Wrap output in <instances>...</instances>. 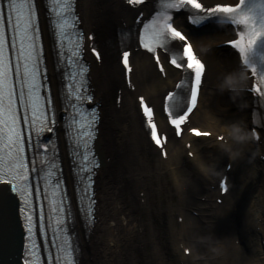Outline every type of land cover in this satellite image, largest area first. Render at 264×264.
I'll return each instance as SVG.
<instances>
[{
  "label": "bare ground",
  "instance_id": "bare-ground-1",
  "mask_svg": "<svg viewBox=\"0 0 264 264\" xmlns=\"http://www.w3.org/2000/svg\"><path fill=\"white\" fill-rule=\"evenodd\" d=\"M149 1L142 8L145 14L150 12ZM78 10L80 27L94 33L102 51L100 65L91 64L90 69L102 115L97 148L105 161L96 181L98 220L87 228L77 217L73 222L79 264H264L260 245L264 240V161L259 160L264 155V130L261 143H254L252 102L241 92L245 74L236 58L223 49L214 51L227 35L191 36L208 63L205 86L192 115L197 127L215 136L223 134L226 143L184 137L180 145L169 139L167 158L162 160L146 139L132 96H145L159 114L162 96L178 73L168 70L162 79L150 58L135 53L131 73L135 91L131 94L114 57L121 24H132L135 12L111 0H79ZM176 20L183 27L182 20ZM47 56L51 63L53 55L48 52ZM48 76L57 92L56 71L50 69ZM228 94L232 97L227 99ZM158 121L163 124L159 117ZM188 141L192 159L185 156L183 143ZM229 161L232 188L222 205L216 206L212 203L216 191L211 187ZM232 236L241 239L242 249L234 247ZM178 244L190 247L189 257L178 252Z\"/></svg>",
  "mask_w": 264,
  "mask_h": 264
},
{
  "label": "snow or ice",
  "instance_id": "snow-or-ice-1",
  "mask_svg": "<svg viewBox=\"0 0 264 264\" xmlns=\"http://www.w3.org/2000/svg\"><path fill=\"white\" fill-rule=\"evenodd\" d=\"M128 3L137 5L143 3V0H128ZM49 4V10L54 14L52 24L57 40L58 63L65 65L62 72L67 89L64 100L73 110L66 120L68 127L75 132L76 145L79 146L82 141L84 149L89 152L88 141L95 138L98 116L95 109L90 115H85L80 108V105L93 99L89 95L86 77L89 69L82 63L84 37L76 30L78 18L74 12V0H49ZM188 8L195 10L189 17L192 24H200L222 15V23L228 22L234 26L237 38L230 39L228 43L239 53V62L243 65L240 71L250 69L252 76L258 77V83L252 84L251 91L264 99V0H238L235 4L217 3L215 6L205 5L199 0H166L161 5L162 10L140 30L139 42L151 54H155L157 49L170 51V42L173 47L183 50L182 58L173 56L168 62L175 69L187 71L191 77L187 104H184L179 91L169 92L164 102L168 123L174 129L176 137L182 135L190 114L197 108L198 94L205 74V65L193 53L189 37L178 30L180 22L168 12V9L179 11ZM174 24L177 26L174 27ZM42 36L36 0H3L0 6V185L3 186L0 189V205L12 199L9 192L20 200L19 211L24 217L27 239L30 242L25 246L24 264H44L35 240L37 227L41 236L47 235L48 231L52 232L50 248L48 244L45 245L48 252L46 264H76L75 249L69 241L65 227L71 216V208L68 206V196L61 187L64 182L56 174L57 164L54 157L45 155L39 159L40 168L37 167V160L29 162L26 157L28 149L44 148L45 153L48 152V146L39 143V137L46 132L54 133L58 123L56 113L59 97L53 95V80L47 75V58L44 55ZM93 53L97 59L100 58L94 47ZM129 55L128 51L123 52L122 63L130 72ZM156 64L161 65L159 55H156ZM159 70L161 73L166 71L162 65ZM176 88L187 90V85L178 83ZM140 108L150 129L151 141L161 150L160 154L166 157L167 152L164 149L169 137L158 134L153 109L145 103L143 97L140 98ZM190 131L196 137L211 135L210 132L197 128H191ZM33 135L37 139L35 144ZM217 139L223 140L224 137L219 136ZM55 148L53 144V152ZM188 155L192 156L193 153L189 152ZM39 156L37 152V157ZM83 160L91 164V167L83 164L80 166L81 174L87 176V183L84 184L80 197L81 202L88 199L85 215L94 223L93 206L96 200L94 193L90 194V189L92 169L99 165L90 161L87 154L83 156ZM44 167H47V171L39 176L36 186L32 185V174L39 175ZM83 175L81 183L84 182ZM40 181H43V192L38 186ZM220 188L228 192L225 181L220 182ZM49 191L52 199L48 203L47 216L41 207L37 225L34 222L35 208L32 200H48ZM50 249H55V255Z\"/></svg>",
  "mask_w": 264,
  "mask_h": 264
},
{
  "label": "water",
  "instance_id": "water-1",
  "mask_svg": "<svg viewBox=\"0 0 264 264\" xmlns=\"http://www.w3.org/2000/svg\"><path fill=\"white\" fill-rule=\"evenodd\" d=\"M20 248L21 230L16 216V201L12 197L0 205V264H20Z\"/></svg>",
  "mask_w": 264,
  "mask_h": 264
},
{
  "label": "rangeland",
  "instance_id": "rangeland-1",
  "mask_svg": "<svg viewBox=\"0 0 264 264\" xmlns=\"http://www.w3.org/2000/svg\"><path fill=\"white\" fill-rule=\"evenodd\" d=\"M216 51H217V50H215V52H216ZM226 97H227V99H228V98L232 97V95H229V94H228ZM197 142H199V141H197ZM175 143H176V142H175ZM177 143L181 145V142H177ZM173 219H174V218H173Z\"/></svg>",
  "mask_w": 264,
  "mask_h": 264
}]
</instances>
